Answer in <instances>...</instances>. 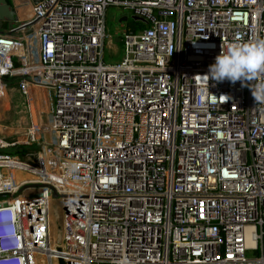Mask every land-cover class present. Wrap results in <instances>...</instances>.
I'll use <instances>...</instances> for the list:
<instances>
[{"label": "built area", "instance_id": "1", "mask_svg": "<svg viewBox=\"0 0 264 264\" xmlns=\"http://www.w3.org/2000/svg\"><path fill=\"white\" fill-rule=\"evenodd\" d=\"M30 5L0 32V91L18 84L33 127L0 141V264H264L262 81L205 76L230 45L264 40V0ZM110 6L138 26L109 64ZM32 89L51 94L35 123Z\"/></svg>", "mask_w": 264, "mask_h": 264}, {"label": "rangeland", "instance_id": "2", "mask_svg": "<svg viewBox=\"0 0 264 264\" xmlns=\"http://www.w3.org/2000/svg\"><path fill=\"white\" fill-rule=\"evenodd\" d=\"M127 17V21L120 22L121 17ZM133 20L132 14L129 10H126L121 7L110 6L106 11L105 24H106V34L110 41L105 40L104 48V61L105 63H114L118 62L123 58V43L115 42L114 39L117 37H122L123 32L129 29H136L137 24ZM18 84L11 82L7 84V92L2 89L0 94V127L6 128L4 131L3 128H0V132H10L13 133L12 125L16 121L15 111H18L20 116L23 118L24 113H26V105L28 106L27 97H24L18 90ZM37 96L38 108L39 111H42L41 114L47 113L50 105V92L46 90H40L35 94ZM54 105V102L51 100V106ZM18 119H20L18 117ZM47 123H50V118L47 117ZM9 128V129H8ZM24 133L14 136H6V140L10 141L13 139L21 138ZM10 135V134H8ZM3 136V133H0V137ZM6 149V148H4ZM7 150V149H6ZM5 151V150H4ZM35 153V151H33ZM32 152V153H33ZM34 156V155H33ZM35 160V159H32Z\"/></svg>", "mask_w": 264, "mask_h": 264}, {"label": "clouds", "instance_id": "3", "mask_svg": "<svg viewBox=\"0 0 264 264\" xmlns=\"http://www.w3.org/2000/svg\"><path fill=\"white\" fill-rule=\"evenodd\" d=\"M215 82L232 84L261 80L250 88L256 103H264V40L246 44H234L221 51L205 75ZM21 247V246H20Z\"/></svg>", "mask_w": 264, "mask_h": 264}, {"label": "water", "instance_id": "4", "mask_svg": "<svg viewBox=\"0 0 264 264\" xmlns=\"http://www.w3.org/2000/svg\"><path fill=\"white\" fill-rule=\"evenodd\" d=\"M39 0H30L33 4H36ZM136 17H133L135 19ZM17 21L16 11L12 7V0H0V32L1 29L8 28L13 26ZM127 21V17H121L120 22ZM115 42H120V38H115ZM46 141H49V135L45 136ZM52 199V216L56 228V250H61V238H62V229H63V218L61 210V202L56 195L51 196ZM57 264H65L62 258L57 259Z\"/></svg>", "mask_w": 264, "mask_h": 264}, {"label": "bare ground", "instance_id": "5", "mask_svg": "<svg viewBox=\"0 0 264 264\" xmlns=\"http://www.w3.org/2000/svg\"><path fill=\"white\" fill-rule=\"evenodd\" d=\"M19 12H21V14H24L27 17H29L30 14H31V5L28 4L26 6L20 7ZM38 91H40V90L39 89H34V90L32 89L31 94L29 96V103H30V106H31L30 110L32 111V114L36 117V119L34 120V123L38 119L36 113H41L42 112V111H39V108H38L39 106L37 105L38 104L37 96H35V94L38 93ZM26 107H27V105H26ZM43 115H46V113H43ZM15 117H16V121L14 122V126L12 125V127H10V129L14 130V128H17L20 131L23 130V133H26L27 131L33 130V127L29 126L27 121H26L25 113H24V116L22 118L20 116L19 112L15 111ZM18 117L20 119H18ZM46 118H47L46 116H43V121L44 122L46 121ZM39 127H40V130H42L43 128L48 127V124L47 123H43ZM0 128H3V127H0ZM3 129H4V131H6V128H3ZM34 129L37 130L35 127H34ZM0 133H3V136L0 137V141L1 142H4V141L5 142H11V141H13V140L7 141L6 138H5L6 136H10V135H8L10 132H6V133L5 132H0Z\"/></svg>", "mask_w": 264, "mask_h": 264}, {"label": "trees", "instance_id": "6", "mask_svg": "<svg viewBox=\"0 0 264 264\" xmlns=\"http://www.w3.org/2000/svg\"><path fill=\"white\" fill-rule=\"evenodd\" d=\"M129 30V28H127ZM41 146L38 144L32 146H21V147H14L11 149H7L5 152L10 153L11 155H20L26 156L28 153L35 151V153L39 152Z\"/></svg>", "mask_w": 264, "mask_h": 264}, {"label": "crops", "instance_id": "7", "mask_svg": "<svg viewBox=\"0 0 264 264\" xmlns=\"http://www.w3.org/2000/svg\"><path fill=\"white\" fill-rule=\"evenodd\" d=\"M30 5V0H12V7L14 8V10L16 11V15H17V18L20 19V18H23L25 15L24 14H21V12H19V9L20 7L22 6H26V5ZM26 17V16H25ZM2 30V29H1ZM1 92V91H0ZM38 99V98H37ZM13 133H9L10 136H14V135H17L18 133L22 134L23 133V130L20 131L19 129L17 128H14V130H12Z\"/></svg>", "mask_w": 264, "mask_h": 264}]
</instances>
